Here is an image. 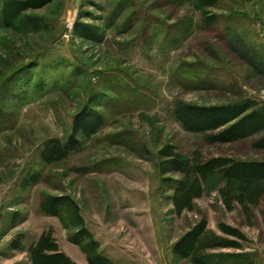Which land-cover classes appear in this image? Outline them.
Here are the masks:
<instances>
[{
  "label": "rangeland",
  "instance_id": "1",
  "mask_svg": "<svg viewBox=\"0 0 264 264\" xmlns=\"http://www.w3.org/2000/svg\"><path fill=\"white\" fill-rule=\"evenodd\" d=\"M199 2L54 0L27 13L36 29L0 21V264H32L28 249L49 230L72 261L88 264L77 230L41 209L47 196L78 205L113 264H192L173 247L201 220L217 235L229 238L225 224L245 236L242 250L208 251L210 263L264 264V198L247 212L238 203L228 210L225 182L214 175L193 209L177 215L175 183L166 179L182 176L160 172L167 144L190 160L264 161L255 146L264 133L213 143L216 132H189L176 118L179 104H264V0H217L206 9ZM77 23L96 29V39ZM84 109L101 116L98 132L45 163L48 142H68Z\"/></svg>",
  "mask_w": 264,
  "mask_h": 264
},
{
  "label": "trees",
  "instance_id": "2",
  "mask_svg": "<svg viewBox=\"0 0 264 264\" xmlns=\"http://www.w3.org/2000/svg\"><path fill=\"white\" fill-rule=\"evenodd\" d=\"M54 0H2L0 21L4 28L21 30L36 29L39 26L37 17L28 15L29 11L43 9ZM217 0H200L202 9L213 8ZM216 20L214 15L205 18L207 26ZM75 30L85 38L95 40L97 30L81 23ZM175 115L182 127L195 133H210L208 140L213 143H231L264 133V104L245 99L229 105L201 106L179 104ZM102 126L99 114L84 109L73 121L70 139L62 144L52 140L46 145L42 159L45 163H54L65 158L81 147V138H89L96 134ZM256 147L264 149V136ZM162 158L160 172L162 175L182 176L175 180V191L172 195L174 212L177 215L191 211L193 203L203 194V185L209 178L219 175L225 182L220 191L228 210L238 203L246 212L250 207L258 205L264 198V161H243L227 157H213L208 160L184 158L175 148L167 144L159 150ZM43 212L50 216L61 217L67 227L75 228L74 242L83 245L89 253L88 264H113L99 253V245L85 227L78 205L68 196H47L41 203ZM64 215V217H63ZM66 221L68 223H66ZM220 230L229 238L215 234L206 227L204 220L199 221L187 231L174 245L173 252L192 264H212L207 252L216 249L242 250L241 241L245 236L238 229L225 224L219 225ZM32 264H76L63 253L52 232L44 231L28 249ZM244 258L242 255H236ZM246 264H255L249 261Z\"/></svg>",
  "mask_w": 264,
  "mask_h": 264
}]
</instances>
